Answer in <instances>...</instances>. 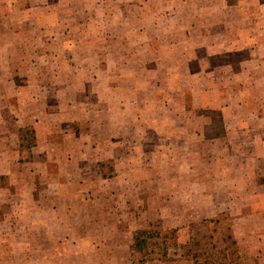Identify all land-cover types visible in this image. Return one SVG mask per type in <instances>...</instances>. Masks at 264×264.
<instances>
[{"label": "rangeland", "instance_id": "1", "mask_svg": "<svg viewBox=\"0 0 264 264\" xmlns=\"http://www.w3.org/2000/svg\"><path fill=\"white\" fill-rule=\"evenodd\" d=\"M254 1L0 0V264H264ZM26 115L64 153L32 177L10 169ZM174 229L165 254L151 232Z\"/></svg>", "mask_w": 264, "mask_h": 264}, {"label": "crops", "instance_id": "2", "mask_svg": "<svg viewBox=\"0 0 264 264\" xmlns=\"http://www.w3.org/2000/svg\"><path fill=\"white\" fill-rule=\"evenodd\" d=\"M235 3H236V5H238L240 3V1L235 2ZM259 3H261V2H259V0H255L254 3L251 4L250 6H254V8H256V7L257 8H259V7L263 8L264 3H262V5ZM231 44L232 43H230V45ZM224 50H226L225 52L227 54H231V53H229L231 51L237 52V50H240V52H237L240 55L245 52V49L242 46L240 47V46H235V45L231 46V47H227ZM252 51L253 50H251V52ZM243 60H245V58ZM247 60H248V58H247ZM12 82H13L14 86H16L14 80H12ZM260 89L264 90L263 86L260 87ZM12 96L9 99L10 106L6 105V108L9 107V111H10L11 115L13 116V114L18 112L17 109H13L14 103H17L18 101H17V97L12 98ZM2 112H3V106L0 107V113L2 114ZM20 118L17 120L13 118L12 121H14V122L10 123V127H11L10 129H12V130H10V132L13 134V136H15V141H14L12 136H10V137H7V136L3 137V135L1 136V138H3V140H4V143H3L4 145L7 143V141L12 142V143L14 141L15 146H16V147H14V150H11L13 152L11 155L12 159L10 160V169H12L14 171L26 170L27 172H29L28 175L32 177V176H34V174H33L34 170L35 171H40L41 169H42V171L46 170L47 167L49 166L48 160L52 161V158L55 155L58 156L57 162L61 163L62 162L61 156L64 157V153L59 151V150L57 153H53V150H54L53 147L46 146L51 140H50V138L47 137V134L45 133L44 128H46V129L48 128L46 131L51 132V131L55 130V127H53L51 124H46L44 122L40 123V120L38 121L37 119H33L32 117H29L28 115H26V117H24V119H22V117H20ZM0 123H1V121H0ZM92 125H87V127L89 128V126H91V128H92ZM87 127H84V128L87 129ZM204 129H205V127H204ZM22 130H23V132H22ZM27 130H33V132H34L33 139L36 141L37 147H38V148L36 147L37 151H35L34 148H31V154H32L33 158L30 161L24 160V156L26 154V151L28 152V150H25L24 146H23L25 138H26V136H28V134H26ZM64 135H65V131H64ZM114 137H115L114 132L111 134H107V140H108L107 142L111 146H114V142H115ZM204 137L206 138L205 132H204ZM210 139L213 140L214 138H210ZM9 142L7 144H9ZM3 144H1V145H3ZM84 148H85V146L81 150L82 155L84 153H86L87 151H89L88 149H84ZM112 148H114V149H112ZM112 148H111L112 149L111 152L107 153L109 158H112V157L114 158V156H115V147H112ZM90 149H91V151L94 150V149H92V145H91ZM49 156H51V159L49 158ZM85 156H87V155H85ZM54 162H56V161H54ZM112 166L114 168V172H112V176H113L112 179L114 180L116 178V174H117V170H116L117 164L114 162L112 164ZM37 167H40V169L36 170ZM21 181H23V180L21 179ZM238 245H239L238 249L240 248V250H242V245L240 243H237V246ZM259 248H260V246L258 244H255L254 249L256 252H259ZM242 251H240V252H242ZM262 252H263V254H262L263 256H262V259H260V261L264 262V251H262ZM260 261H258V263ZM249 262H250V264H252V263L257 264L255 261H249Z\"/></svg>", "mask_w": 264, "mask_h": 264}, {"label": "trees", "instance_id": "3", "mask_svg": "<svg viewBox=\"0 0 264 264\" xmlns=\"http://www.w3.org/2000/svg\"><path fill=\"white\" fill-rule=\"evenodd\" d=\"M213 123H211V122H209L207 125H205V134H206V138H215L213 135L211 136L210 134H209V132L210 131H212L213 130V125H212ZM22 132H23V130H22ZM26 134H31L32 136H34V132H33V130H27L26 131ZM210 135V136H208V135ZM177 229H174V230H171V231H165V232H163V231H157V232H151V235L152 236H154V237H156V238H158V239H161L162 240V243H161V246H162V248H163V251L165 252V254H167V250H168V245H169V243L167 242V240L171 237L172 239H175L176 238V234H177ZM234 244H236V243H234ZM194 256H196V255H194ZM194 256H191V257H193V258H195ZM198 256H201V255H198ZM187 257H189V255L187 256ZM191 257H189V259H191V260H194L193 258H191ZM196 262V261H195ZM213 264V263H212Z\"/></svg>", "mask_w": 264, "mask_h": 264}]
</instances>
